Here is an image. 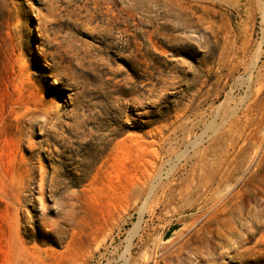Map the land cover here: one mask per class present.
I'll return each instance as SVG.
<instances>
[{
    "label": "rangeland",
    "instance_id": "1",
    "mask_svg": "<svg viewBox=\"0 0 264 264\" xmlns=\"http://www.w3.org/2000/svg\"><path fill=\"white\" fill-rule=\"evenodd\" d=\"M179 263L264 264V0H0V264Z\"/></svg>",
    "mask_w": 264,
    "mask_h": 264
},
{
    "label": "bare ground",
    "instance_id": "2",
    "mask_svg": "<svg viewBox=\"0 0 264 264\" xmlns=\"http://www.w3.org/2000/svg\"><path fill=\"white\" fill-rule=\"evenodd\" d=\"M176 163V162H175ZM172 168V167H171ZM145 177V176H144ZM148 177V176H147ZM150 177V176H149ZM147 179V178H146ZM145 179V180H146ZM145 180H139L141 183H138V185H139V188L142 190V192H145L146 191V189H147V185L145 184V182H142V181H145ZM210 179H208V181H204L202 184H201V187L202 188H204L203 190H205L204 191V193H202V194H205L206 195V193H208L207 195H209V196H207L206 195V197H205V199H207V201H209V200H211L212 199V197H213V193L212 194H210V192L212 191V187H213V184L211 183V181H209ZM203 181V180H202ZM150 185V184H149ZM150 187V186H149ZM148 190V189H147ZM200 192V191H199ZM149 198V197H148ZM142 203V202H141ZM144 214H143V212H141V217L143 216ZM140 222H141V219H140ZM140 223H137L134 227H133V229H131V231H130V234H129V236L127 237V245H126V256L128 257V258H126V262L130 259V256H131V253H132V250H133V248H134V246H135V242H134V238L137 236H140L141 238H142V236L143 235H138V232H139V229H146V226H147V223L145 222V225H143L141 228H140ZM189 240V239H188ZM188 243V242H187ZM213 243V242H212ZM141 244V243H140ZM160 244V243H159ZM188 245V244H187ZM161 247H162V245H161ZM178 247V246H177ZM158 248V247H157ZM189 248V247H188ZM155 249H156V247H155ZM163 249V248H162ZM158 250V249H157ZM146 251V250H145ZM144 251V252H145ZM182 251V250H181ZM180 251V252H181ZM203 251V250H202ZM166 252H167V250H166ZM175 252V251H174ZM145 253H147V252H145ZM169 253H171V252H169ZM144 254V253H143ZM209 254V253H208ZM207 254V252H206V254L205 255H208ZM133 255V254H132ZM149 255V254H148ZM173 255H174V253H173ZM134 256V255H133ZM143 256V255H142ZM166 256V255H165ZM177 256V255H176ZM175 256V257H176ZM146 256L144 255V258H145ZM150 257V256H149ZM141 258V257H140ZM148 258V257H147ZM159 258V257H158ZM191 258V257H190ZM122 259V258H121ZM157 259V258H156ZM160 259V258H159ZM163 259V258H162ZM187 259V258H186ZM193 259H196V258H193ZM141 260V259H140ZM147 260V259H146ZM143 261V260H142ZM148 261V260H147ZM159 261V260H158ZM125 263V262H124ZM158 263V262H157ZM180 264V263H179Z\"/></svg>",
    "mask_w": 264,
    "mask_h": 264
}]
</instances>
